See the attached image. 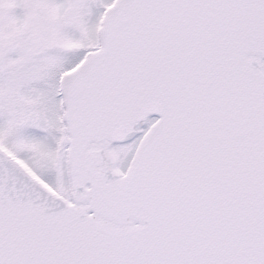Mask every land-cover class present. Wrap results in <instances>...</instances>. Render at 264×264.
<instances>
[{
	"label": "snow or ice",
	"instance_id": "6c2138e0",
	"mask_svg": "<svg viewBox=\"0 0 264 264\" xmlns=\"http://www.w3.org/2000/svg\"><path fill=\"white\" fill-rule=\"evenodd\" d=\"M0 264H264V0H0Z\"/></svg>",
	"mask_w": 264,
	"mask_h": 264
}]
</instances>
